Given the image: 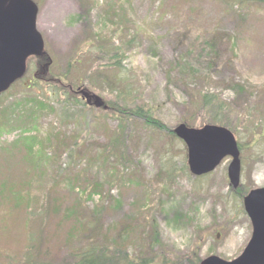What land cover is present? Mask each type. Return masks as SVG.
<instances>
[{"label":"rangeland","instance_id":"374dc122","mask_svg":"<svg viewBox=\"0 0 264 264\" xmlns=\"http://www.w3.org/2000/svg\"><path fill=\"white\" fill-rule=\"evenodd\" d=\"M35 1L36 26L51 59L49 76H32L36 62L30 59L24 76L0 95V118L10 102L24 98L50 101L57 113L63 108L59 101L68 96L83 102L75 91L86 87L110 103L144 105L164 129L142 120L118 128L117 149L129 167L112 169L114 158L102 164L96 155L108 152V136L118 120H101L99 109L77 106L70 109L76 118L63 124L47 107L37 115V135L51 137L54 150L60 135L76 142L75 162L65 148L57 149L55 165L64 170L54 166L46 173L48 181L45 174L44 184H37L48 193L46 213L36 214L41 194H33L31 210L21 213L31 215L25 230L1 221L12 230L0 228V260L9 243L23 247L20 232H26L25 245L32 246L26 260L32 254L38 264H73L75 254L105 244L126 222L137 227L127 251L137 264L237 257L252 231L242 193L264 186V0ZM111 76L121 82L115 84ZM207 98L215 100L216 111L222 108V119L240 145L236 190L227 177L230 157L211 173L193 176L185 166V144L170 131L180 122L209 123ZM16 134L0 140L11 141ZM97 183L100 193L89 197Z\"/></svg>","mask_w":264,"mask_h":264},{"label":"trees","instance_id":"16d2710c","mask_svg":"<svg viewBox=\"0 0 264 264\" xmlns=\"http://www.w3.org/2000/svg\"><path fill=\"white\" fill-rule=\"evenodd\" d=\"M35 62L39 64V59H34L33 63ZM111 77L115 84L121 82L116 76ZM56 85L57 84L49 86L55 87ZM53 94L59 96L57 91L53 92ZM50 97H52V93ZM59 102L62 104L63 108L65 107L67 110L61 107V110L59 109L56 113L55 108L50 106V101L46 102V100H39L36 98H24L22 103L10 102V104L7 105L3 117L0 118V138L4 135L17 133L11 141L0 140V143L2 142V144H0V160L4 159L0 163V228H2V232H10L12 230L8 224L2 227L1 221L6 222V220L16 225L17 230H25L31 215L26 214L25 216L23 214V216H21V213L24 210H31V205H33L35 199L33 194H41L40 210L36 214L42 211L46 213L43 207L46 206V200L44 199L45 197L47 198L48 193L42 194L41 188L37 184L43 185L44 183L41 182L42 177L45 176L47 171H50L54 166H61V163L55 165V163H57L56 160L60 158L57 152L59 147L65 148L63 152L65 150V152L70 155L71 161L75 162L76 142L60 135L59 142L56 143L57 146L54 150L55 145L53 141H51V137L42 140L39 135H37V115H40L42 111L52 108L55 114L60 117L61 122L65 124L76 118V116L71 113V110H74L77 106L84 108L90 107L84 102H72L70 96ZM214 102L215 100L211 98H207L206 100V104L210 105V112L212 115L210 122L229 127L230 125L227 120L225 121L222 119V108L216 111ZM106 104L108 105L107 109H99L101 111L99 119L104 120V116L114 117V120H118V126L117 129L108 136V152L99 150L96 159H98L100 163L105 164L109 161V158H114V161L111 163L114 167L112 169H115L118 165L128 168L129 166L123 164V161L126 160L123 156V152L121 149H117V141L120 139L118 128H122L121 130H123L130 122L138 120L144 121L147 127H153L158 130L164 129V124L152 117L148 109H145L144 105H132L123 100H121V102L114 101V103L106 101ZM18 110L25 112V116L18 115ZM18 117H20V119L15 120ZM33 123L36 124V126H33ZM33 128H36V130L32 131ZM18 129H20V131H18ZM34 149L39 151L37 156L33 154ZM85 155L86 153L82 154L83 157ZM60 170H64V167L61 166ZM131 174L132 172L129 170L128 175L131 176ZM29 177L32 179L29 180ZM47 178L48 174H46L44 180L48 181ZM72 183L73 181H71V184ZM93 192L96 194L100 193V184L97 183L92 192H89V197H91ZM245 193L246 189L242 194L244 195ZM19 214L20 217L18 221L14 222V217ZM115 232L119 233L114 234L113 237L106 240L105 244H94L90 247L81 248L82 251L79 252L80 254L77 252L78 254L73 256V264H118L120 259L121 261L126 260L127 264H137L138 261L135 258L127 256L128 246L133 244V236L135 234L134 232H137V227L134 224L126 222V224L120 225V228L117 227ZM20 233L22 234L23 247H20L21 242L16 248L9 243L6 247L7 253L4 254L3 260H0V264H38L36 256L32 254H30L29 260H26L29 254L26 252L32 248V246L25 245L23 235H25L26 232ZM42 264L53 263L46 261V263L43 262Z\"/></svg>","mask_w":264,"mask_h":264},{"label":"water","instance_id":"95a60500","mask_svg":"<svg viewBox=\"0 0 264 264\" xmlns=\"http://www.w3.org/2000/svg\"><path fill=\"white\" fill-rule=\"evenodd\" d=\"M37 14L34 0H0V93L24 75L29 56L44 53V40L36 26ZM78 91L87 104L107 108L100 95L80 87ZM172 130L186 143L188 168L193 175L211 172L224 157L230 156L229 182L233 188L239 186V148L228 128L214 124L195 128L179 123ZM243 205L252 233L242 253L233 260L210 255L200 264H264V187L250 190Z\"/></svg>","mask_w":264,"mask_h":264},{"label":"flooded vegetation","instance_id":"af4514ba","mask_svg":"<svg viewBox=\"0 0 264 264\" xmlns=\"http://www.w3.org/2000/svg\"><path fill=\"white\" fill-rule=\"evenodd\" d=\"M38 58L39 64L36 63L37 65L34 66L32 76H49V66L51 64V59L47 54L39 56ZM38 68H42L40 69V72Z\"/></svg>","mask_w":264,"mask_h":264}]
</instances>
